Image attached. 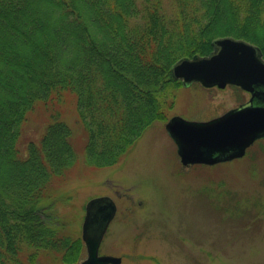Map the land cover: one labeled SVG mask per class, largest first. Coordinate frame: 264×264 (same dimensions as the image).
<instances>
[{
  "label": "trees",
  "instance_id": "obj_1",
  "mask_svg": "<svg viewBox=\"0 0 264 264\" xmlns=\"http://www.w3.org/2000/svg\"><path fill=\"white\" fill-rule=\"evenodd\" d=\"M173 1L168 14L162 0H0V264H24L39 250L68 264L85 254L81 237L41 213L78 159L71 127L55 115L39 144L25 155L18 145L37 101L75 93L85 162L114 165L165 118L180 58L209 53L223 36L264 54V0Z\"/></svg>",
  "mask_w": 264,
  "mask_h": 264
},
{
  "label": "rangeland",
  "instance_id": "obj_2",
  "mask_svg": "<svg viewBox=\"0 0 264 264\" xmlns=\"http://www.w3.org/2000/svg\"><path fill=\"white\" fill-rule=\"evenodd\" d=\"M162 4L168 14L177 8L173 0ZM174 80L179 84L171 89L165 118L150 124L109 166L85 162V128L75 93L35 103L21 127V153H27L31 141L39 144L59 115L72 129L78 155L67 175L54 180L52 202L48 212H41L42 219L63 235L82 238L88 201L110 196L117 214L100 252L122 257L120 264H264V139L241 158L184 166L166 129L175 115L205 121L247 102L250 93L235 85L207 88ZM36 255H22L24 264H68L55 251ZM86 256L85 246L83 258L74 264Z\"/></svg>",
  "mask_w": 264,
  "mask_h": 264
},
{
  "label": "water",
  "instance_id": "obj_3",
  "mask_svg": "<svg viewBox=\"0 0 264 264\" xmlns=\"http://www.w3.org/2000/svg\"><path fill=\"white\" fill-rule=\"evenodd\" d=\"M206 56L183 57L171 67L174 79L184 86L199 82L205 87L239 86L250 99L224 114L205 121L175 115L166 129L177 145L181 163L214 165L246 154L257 140L264 139V56L259 46L244 39L221 37ZM117 214L110 196L88 201L82 226L87 257L80 264H120L122 257L101 255L100 246Z\"/></svg>",
  "mask_w": 264,
  "mask_h": 264
}]
</instances>
